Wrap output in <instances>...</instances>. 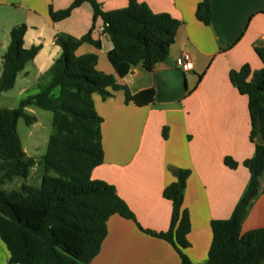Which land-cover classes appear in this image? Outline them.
<instances>
[{
	"label": "crops",
	"instance_id": "0c3cea01",
	"mask_svg": "<svg viewBox=\"0 0 264 264\" xmlns=\"http://www.w3.org/2000/svg\"><path fill=\"white\" fill-rule=\"evenodd\" d=\"M73 1L0 0V28L9 35L13 27L25 25L24 49L40 46L15 82L20 79L22 83L20 93L47 80L49 68L60 55L54 43L57 35L80 38L92 26V38L100 40V49L83 44L77 54H95L97 69L116 76L107 59L112 44L102 33L101 19L93 21L88 3L62 21H51L50 6L57 12ZM96 1L103 11L123 9L129 2ZM136 1L154 14L170 15L180 26L165 61L151 72L138 64L117 78L132 96L153 89L152 103L126 104L122 91L106 100L93 95L95 111L103 120V163L93 169L90 178L113 186L137 225L112 215L106 222L100 251L89 264H180L169 243L143 232L168 230L173 204L162 192L175 181V169L189 171L183 208L189 215L190 232L184 254L194 264L204 263L212 241L211 221L230 218L250 177L244 163L255 150L249 140L248 100L232 85L229 73L244 65L252 71L262 67L254 47H264V0H211L209 25L196 18L201 0ZM183 53L192 58L193 69L188 73L175 65ZM226 158L237 167L228 168ZM263 228L264 173L260 192L241 224V234ZM0 264H9V252L1 239Z\"/></svg>",
	"mask_w": 264,
	"mask_h": 264
},
{
	"label": "trees",
	"instance_id": "16d2710c",
	"mask_svg": "<svg viewBox=\"0 0 264 264\" xmlns=\"http://www.w3.org/2000/svg\"><path fill=\"white\" fill-rule=\"evenodd\" d=\"M83 3L93 10V21L100 18L102 33L112 44L107 59L115 75L97 69L95 54L78 55L83 44L100 49V40L92 38V29L80 38L57 35L54 43L60 55L47 73V80L37 85V93L22 98L16 109L0 110V239L9 252V264H89L100 251L106 236V222L112 215L133 221L135 218L116 190L90 174L103 163L101 124L93 95L103 100L122 91L125 103L145 106L154 101V90L131 95L120 85L138 64L151 72L165 61L174 44L180 22L168 14H154L145 4L129 0L120 10L103 11L96 0H74L64 10L49 7L52 22L69 17ZM196 18L209 25L211 0H201ZM26 26L13 27L9 44L0 58V95L11 90L40 46L24 49ZM262 67L252 71L248 65L231 71L229 79L238 93L248 100L250 143L254 156L244 165L249 171L247 188L227 220L210 223L212 241L207 260L199 264H264V228L241 234V224L251 201L260 192L264 173V47H254ZM36 107L52 114L53 133L47 151L39 159L28 157L17 132L18 119L26 125L35 118L26 109ZM224 164L235 169L237 163L226 158ZM36 165L44 173L38 187L23 184L19 191L7 192L1 187L14 178L26 179ZM175 181L162 196L173 204L171 222L166 232L146 234L169 243L179 256L180 264H194L184 254L189 247L188 212L183 208L184 191L189 171L172 170Z\"/></svg>",
	"mask_w": 264,
	"mask_h": 264
},
{
	"label": "rangeland",
	"instance_id": "374dc122",
	"mask_svg": "<svg viewBox=\"0 0 264 264\" xmlns=\"http://www.w3.org/2000/svg\"><path fill=\"white\" fill-rule=\"evenodd\" d=\"M8 43L9 35L1 27L0 58ZM21 84L19 79L11 90L0 95V110L16 109L23 97L37 93L36 89L29 88V86L26 93H20ZM28 113L35 118V123L28 126L23 119H18L17 132L25 154L30 158L39 160L46 153L48 139L53 133L52 114L36 107H30ZM43 173V165H36L30 170L26 179L14 178L11 182H6L1 188L7 192H15L19 191L20 186L23 184L38 187Z\"/></svg>",
	"mask_w": 264,
	"mask_h": 264
},
{
	"label": "built area",
	"instance_id": "2783aa9c",
	"mask_svg": "<svg viewBox=\"0 0 264 264\" xmlns=\"http://www.w3.org/2000/svg\"><path fill=\"white\" fill-rule=\"evenodd\" d=\"M176 67L183 73H188L193 69L192 58L189 54H181L175 61Z\"/></svg>",
	"mask_w": 264,
	"mask_h": 264
},
{
	"label": "water",
	"instance_id": "95a60500",
	"mask_svg": "<svg viewBox=\"0 0 264 264\" xmlns=\"http://www.w3.org/2000/svg\"><path fill=\"white\" fill-rule=\"evenodd\" d=\"M256 143L259 145H264V140L261 134H259L256 138Z\"/></svg>",
	"mask_w": 264,
	"mask_h": 264
}]
</instances>
